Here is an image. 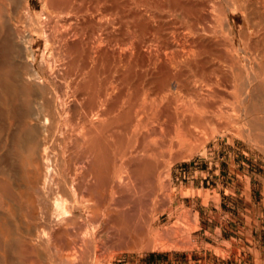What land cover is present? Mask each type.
<instances>
[{
  "label": "bare ground",
  "instance_id": "1",
  "mask_svg": "<svg viewBox=\"0 0 264 264\" xmlns=\"http://www.w3.org/2000/svg\"><path fill=\"white\" fill-rule=\"evenodd\" d=\"M29 1L0 0V264H88L111 240L184 235L131 205L203 138L264 140V0H113L134 23L121 39L86 36V0L62 1L73 27L57 33L61 0L30 20Z\"/></svg>",
  "mask_w": 264,
  "mask_h": 264
},
{
  "label": "rangeland",
  "instance_id": "2",
  "mask_svg": "<svg viewBox=\"0 0 264 264\" xmlns=\"http://www.w3.org/2000/svg\"><path fill=\"white\" fill-rule=\"evenodd\" d=\"M39 1H29L28 13L31 14L27 19L30 20V18H34L35 13L41 12ZM62 1L58 4L60 9L56 11L58 8L55 6L57 9L54 8L56 12H53L57 16L59 15L58 21L54 24L56 28L53 25L56 33L65 27H73V24L69 22L70 17H73L72 13L62 5ZM68 1L73 4L78 3V0ZM87 1L90 2L89 6H87ZM86 3V7L90 8L88 10L91 12H88L90 14L88 16H91L93 20L90 19L89 24L84 25V31L87 34L83 32L84 35L89 36L94 32L97 36L104 31L98 36L104 37L103 34L112 33V36L109 35L116 39L117 37L126 38L125 34L131 32L130 27L134 23L131 25L130 21V24L124 27L123 24H127L126 21L129 23V20L124 21L125 18L128 19L127 14L118 9L113 0H86ZM52 8L49 11L52 12ZM105 9H109V11L104 12ZM124 15L125 17H123ZM65 20L70 23L71 27H68ZM92 21L94 22L92 23ZM127 26L130 27L127 29ZM123 29L129 31L124 33ZM34 36V39H37H35L34 50L38 51L39 61L44 48V40L41 36H36V34ZM222 133L216 134L211 138L212 141L203 138L205 143L202 139L201 142L199 140L194 143L196 153L188 160L171 163L166 158L167 162L164 167L170 165L168 163L170 162L171 168L168 172V180L165 182L167 185L165 189L158 188L154 193L155 196L145 192L148 190L138 191L136 196L138 202L136 201V206L135 204L131 205L135 218L149 216L151 224L153 223L152 231L154 233L170 231L176 227L185 232L184 235L181 233V236L179 235L173 240L165 239L166 241H163V239L161 242H159L160 238H151L149 241H138L136 244H132L128 240L120 242L111 240L96 254L98 256H91L93 259L90 258L88 264H184L188 255L195 251L211 249L210 245H215V239L212 236L215 228H218L219 225L218 221L221 218L219 212L231 214L233 217H237L238 213H243L246 216L244 218L246 230L243 233L244 236L242 235L243 239H235L238 245L237 247L232 246V248L235 247L238 250L237 253H241L242 256L243 250L245 251L247 254L246 264H264V140L254 146L227 132L221 136ZM197 145L200 147L198 148ZM186 153L182 155L184 156ZM162 172L161 174H163ZM190 177L198 179V182L203 181V177H206L207 180L203 181L204 187L209 191L203 192L189 188L190 183L187 182H190ZM206 182L208 183L206 184ZM218 231L216 229V232ZM228 236L230 235L228 234ZM113 241L119 244L117 245ZM155 243L159 246L158 248Z\"/></svg>",
  "mask_w": 264,
  "mask_h": 264
},
{
  "label": "crops",
  "instance_id": "3",
  "mask_svg": "<svg viewBox=\"0 0 264 264\" xmlns=\"http://www.w3.org/2000/svg\"><path fill=\"white\" fill-rule=\"evenodd\" d=\"M190 178V182H187L190 183L188 185L189 188H191L192 190L203 192L209 191L208 188L204 187L203 181L207 180L206 177H203V181L200 182H198V179H193V177ZM207 183L208 182H206V184ZM196 184L198 186H195ZM219 216L221 218L218 221V228H215V231L213 233L214 235L212 236V238L215 239V245H210L211 249L195 251L192 254L188 255L185 258L184 264H246L245 257L247 254L245 253V251L243 250L242 256L241 253H237L238 250L235 248L238 245L235 242V239H243L242 235L246 230V221L244 219L246 218V216H244L243 213H238L237 217H233L231 214L223 212H219ZM239 217H241V219H239ZM216 229L219 231L216 232ZM228 234L230 236H228ZM228 246H230L231 248H229ZM232 246L235 247L232 248Z\"/></svg>",
  "mask_w": 264,
  "mask_h": 264
}]
</instances>
